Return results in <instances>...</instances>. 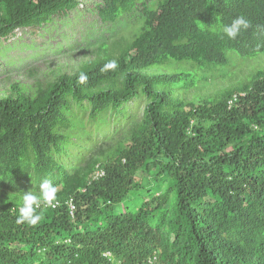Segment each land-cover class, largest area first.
Here are the masks:
<instances>
[{
	"label": "trees",
	"instance_id": "trees-1",
	"mask_svg": "<svg viewBox=\"0 0 264 264\" xmlns=\"http://www.w3.org/2000/svg\"><path fill=\"white\" fill-rule=\"evenodd\" d=\"M82 1L0 0V38ZM94 3L109 36L0 89V264H264V70L242 71L264 0ZM239 16L251 27L222 36ZM47 178L59 206L17 223Z\"/></svg>",
	"mask_w": 264,
	"mask_h": 264
},
{
	"label": "rangeland",
	"instance_id": "rangeland-1",
	"mask_svg": "<svg viewBox=\"0 0 264 264\" xmlns=\"http://www.w3.org/2000/svg\"><path fill=\"white\" fill-rule=\"evenodd\" d=\"M95 1L83 0L68 16H56L52 22L43 26L18 29L15 35L0 38V89L16 79L33 81L28 69L34 66L40 68L43 76L49 69L58 70L74 65L77 56L74 54L80 52L88 43L84 37L89 33L93 35L90 41L96 40L99 33L109 36L112 30H105L97 21V16L89 11ZM230 55L235 57L234 52H230ZM242 60V71L249 69L247 73L250 76L256 71L264 70L263 51L254 58ZM142 108V105L131 104L129 111L135 116Z\"/></svg>",
	"mask_w": 264,
	"mask_h": 264
},
{
	"label": "clouds",
	"instance_id": "clouds-1",
	"mask_svg": "<svg viewBox=\"0 0 264 264\" xmlns=\"http://www.w3.org/2000/svg\"><path fill=\"white\" fill-rule=\"evenodd\" d=\"M251 27V21L244 16L235 18L231 24L221 25V35L228 39H236L243 31H247ZM118 69V61L115 59L106 62L101 69L103 72L115 71ZM88 80V76L84 72H80L77 83L84 84ZM104 172L99 170L95 173L94 178H99ZM58 188L51 181L45 180L39 186V191L28 190L22 194V204L18 210L17 223L35 226L42 219L38 210L42 206L58 207L60 202L57 201ZM71 208H74L73 202H69ZM111 264H120V262L112 256L108 257Z\"/></svg>",
	"mask_w": 264,
	"mask_h": 264
}]
</instances>
